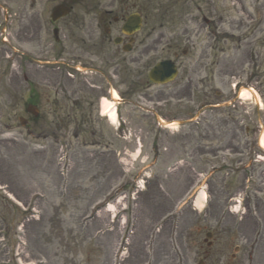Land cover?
<instances>
[{
  "label": "rangeland",
  "instance_id": "obj_1",
  "mask_svg": "<svg viewBox=\"0 0 264 264\" xmlns=\"http://www.w3.org/2000/svg\"><path fill=\"white\" fill-rule=\"evenodd\" d=\"M223 2L227 22L239 24L242 7L233 13L236 1ZM175 40L179 77L154 86L159 97H124L132 105L121 111L126 124L118 131L112 128L118 123L101 120L100 108L90 106L89 100L105 103L98 89L78 101L40 97V118L23 127L20 118L30 117L27 86L3 77L8 47L0 45L6 53L0 65V264H114L124 245L122 264H172L175 212L183 213V247L186 238L202 240L222 227L226 236L242 238L234 243L243 248L240 264H264V99L255 110L246 92L238 110L227 107L224 115L205 108L197 124L189 122L184 37ZM164 46L145 65L167 57ZM76 89L68 83L65 94ZM47 98L64 113L51 112ZM152 112L176 128L160 127ZM202 186L207 212L195 216L190 206ZM239 205L240 213L230 211ZM249 242L256 244L252 255Z\"/></svg>",
  "mask_w": 264,
  "mask_h": 264
},
{
  "label": "flooded vegetation",
  "instance_id": "obj_2",
  "mask_svg": "<svg viewBox=\"0 0 264 264\" xmlns=\"http://www.w3.org/2000/svg\"><path fill=\"white\" fill-rule=\"evenodd\" d=\"M223 1L0 0V36L8 39L10 67L14 68L9 83L21 78L31 98L78 101L92 97L93 89L109 97L116 91L119 104L130 102L124 97L136 92L159 97L152 93L149 73L161 60L146 65L145 60L164 44L169 55L164 59L178 58L175 38L184 37L189 115L204 108H220L225 114L223 104L229 100L233 111L238 110L240 88L249 89L262 101L264 0H235L229 10L234 13L242 7L244 17L238 19L239 24L227 22ZM134 14L142 18V28L127 36L124 29ZM149 25L152 29L147 30ZM68 83L77 88L73 95L65 94ZM89 102L95 110L99 100L97 105L95 100ZM78 128L75 132L80 133ZM180 226L171 244L172 264H187L188 255L193 254L199 258L197 264H240L242 249L233 243L242 238L227 237L221 227L207 231L202 240L185 237L188 241L183 247Z\"/></svg>",
  "mask_w": 264,
  "mask_h": 264
},
{
  "label": "water",
  "instance_id": "obj_3",
  "mask_svg": "<svg viewBox=\"0 0 264 264\" xmlns=\"http://www.w3.org/2000/svg\"><path fill=\"white\" fill-rule=\"evenodd\" d=\"M129 29L131 30L132 28H129ZM175 76H176V70L174 68V65L172 64V67H171V64L168 62H165V63L158 65L156 67V69L151 74L152 80H155L157 82H159V81L160 82H166V80H167L166 77L173 80L175 78Z\"/></svg>",
  "mask_w": 264,
  "mask_h": 264
},
{
  "label": "bare ground",
  "instance_id": "obj_4",
  "mask_svg": "<svg viewBox=\"0 0 264 264\" xmlns=\"http://www.w3.org/2000/svg\"><path fill=\"white\" fill-rule=\"evenodd\" d=\"M110 106H111L110 103L105 102L104 103V106H103L104 112L108 111L109 108H110ZM109 117L111 118V120L113 122H115V113H114V110L109 112ZM168 125H169L168 128L171 129V130H173V129L176 128V125L177 124L176 123H172V124H168ZM261 141L264 144V135L262 136ZM207 200H208L207 194H206V192L204 190H202L198 194V196H197V198L195 200V205H196L197 209L201 210L205 206V203L207 202ZM112 210H113L112 208H109V211H112Z\"/></svg>",
  "mask_w": 264,
  "mask_h": 264
}]
</instances>
